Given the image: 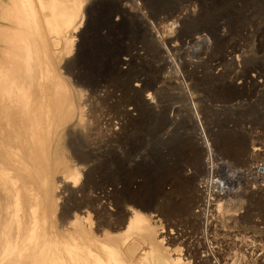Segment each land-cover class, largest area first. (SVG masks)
I'll list each match as a JSON object with an SVG mask.
<instances>
[{
  "label": "rangeland",
  "instance_id": "1",
  "mask_svg": "<svg viewBox=\"0 0 264 264\" xmlns=\"http://www.w3.org/2000/svg\"><path fill=\"white\" fill-rule=\"evenodd\" d=\"M79 5L63 71L86 106L68 150L94 164L81 201L110 219L128 201L160 254L173 230L210 264H264V0Z\"/></svg>",
  "mask_w": 264,
  "mask_h": 264
},
{
  "label": "bare ground",
  "instance_id": "2",
  "mask_svg": "<svg viewBox=\"0 0 264 264\" xmlns=\"http://www.w3.org/2000/svg\"><path fill=\"white\" fill-rule=\"evenodd\" d=\"M76 4L0 0V264H192L193 254L196 264H210L213 247L205 256L200 248L184 253L173 230L161 232L164 250L156 252L146 216L134 217L128 201L117 215L104 213L114 219L92 216L81 201L94 164H77L68 150L79 147L86 106L63 71L82 29ZM145 100L154 103L151 93Z\"/></svg>",
  "mask_w": 264,
  "mask_h": 264
}]
</instances>
